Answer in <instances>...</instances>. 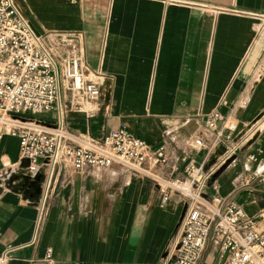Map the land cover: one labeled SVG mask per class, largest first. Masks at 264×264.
<instances>
[{
    "label": "crops",
    "instance_id": "1",
    "mask_svg": "<svg viewBox=\"0 0 264 264\" xmlns=\"http://www.w3.org/2000/svg\"><path fill=\"white\" fill-rule=\"evenodd\" d=\"M33 31L53 36V50L80 57L86 77L99 85L92 118L58 106L38 119L79 136L102 140L125 128L155 151L176 155L156 167L183 177L205 150L187 141L205 135L207 115L220 112L237 124L242 146L218 177V193L243 206L264 232V183L239 180L264 170V0H13ZM20 144L0 135V254L7 264H162L186 209L172 192L164 202L157 184L119 165L102 173L75 172L60 163L35 184L17 175ZM173 164L179 167L173 172ZM212 195L215 192L208 188ZM201 264H226L211 233Z\"/></svg>",
    "mask_w": 264,
    "mask_h": 264
},
{
    "label": "built area",
    "instance_id": "2",
    "mask_svg": "<svg viewBox=\"0 0 264 264\" xmlns=\"http://www.w3.org/2000/svg\"><path fill=\"white\" fill-rule=\"evenodd\" d=\"M53 33L36 34L13 0H0V135L15 136L20 144L17 175L37 184L51 178L56 166L65 163L75 172L102 173L114 165L154 181L164 202L172 192L186 200L180 226L170 240L162 264H201L207 241L213 234L226 264H264V232L243 206L227 203L218 193L217 174L235 158L253 136L234 141L237 124L218 111L207 115L205 135L187 141L189 153L205 150V160L190 162L183 177H167L156 167L167 166L176 155L163 145L155 151L125 128L109 132L102 140L74 135L62 125L38 119L59 108L61 93L69 94V109L92 118L97 111L100 89L86 77L80 57L58 55ZM62 43L71 38L55 34ZM222 152H218V151ZM23 160L29 165L22 167ZM178 172L175 164L171 167ZM248 187L264 183V170L240 178ZM215 192L210 195L207 190ZM15 248L0 254L7 264ZM43 264H57L49 248Z\"/></svg>",
    "mask_w": 264,
    "mask_h": 264
},
{
    "label": "water",
    "instance_id": "3",
    "mask_svg": "<svg viewBox=\"0 0 264 264\" xmlns=\"http://www.w3.org/2000/svg\"><path fill=\"white\" fill-rule=\"evenodd\" d=\"M219 153L220 152H222V151H218ZM232 161H230L218 174H217V176L219 177L222 173H223V171L230 165V163H231ZM29 165V161L28 160H23L22 161V163H21V166L22 167H27Z\"/></svg>",
    "mask_w": 264,
    "mask_h": 264
},
{
    "label": "rangeland",
    "instance_id": "4",
    "mask_svg": "<svg viewBox=\"0 0 264 264\" xmlns=\"http://www.w3.org/2000/svg\"><path fill=\"white\" fill-rule=\"evenodd\" d=\"M40 117V116H39Z\"/></svg>",
    "mask_w": 264,
    "mask_h": 264
}]
</instances>
